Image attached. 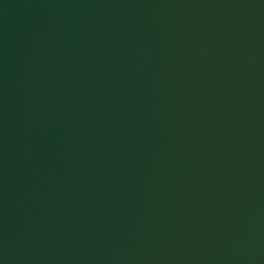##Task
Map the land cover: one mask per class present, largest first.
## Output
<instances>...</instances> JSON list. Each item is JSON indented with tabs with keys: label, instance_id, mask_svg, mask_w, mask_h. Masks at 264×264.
Masks as SVG:
<instances>
[{
	"label": "water",
	"instance_id": "1",
	"mask_svg": "<svg viewBox=\"0 0 264 264\" xmlns=\"http://www.w3.org/2000/svg\"><path fill=\"white\" fill-rule=\"evenodd\" d=\"M0 264H264V0H0Z\"/></svg>",
	"mask_w": 264,
	"mask_h": 264
}]
</instances>
